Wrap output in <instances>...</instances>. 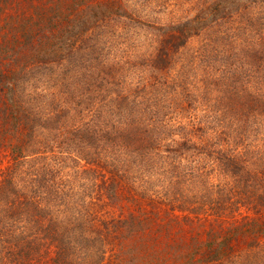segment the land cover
I'll list each match as a JSON object with an SVG mask.
<instances>
[{"label": "trees", "instance_id": "obj_1", "mask_svg": "<svg viewBox=\"0 0 264 264\" xmlns=\"http://www.w3.org/2000/svg\"><path fill=\"white\" fill-rule=\"evenodd\" d=\"M0 264H264V0H0Z\"/></svg>", "mask_w": 264, "mask_h": 264}]
</instances>
